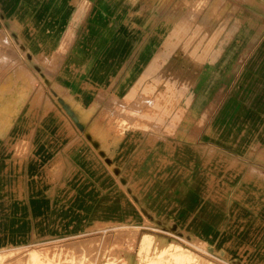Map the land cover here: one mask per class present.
I'll use <instances>...</instances> for the list:
<instances>
[{"label":"rangeland","instance_id":"obj_1","mask_svg":"<svg viewBox=\"0 0 264 264\" xmlns=\"http://www.w3.org/2000/svg\"><path fill=\"white\" fill-rule=\"evenodd\" d=\"M44 1L0 8V264H264L236 0Z\"/></svg>","mask_w":264,"mask_h":264},{"label":"crops","instance_id":"obj_2","mask_svg":"<svg viewBox=\"0 0 264 264\" xmlns=\"http://www.w3.org/2000/svg\"><path fill=\"white\" fill-rule=\"evenodd\" d=\"M0 8H52L51 2L36 4L35 0H0ZM236 27L241 32V46H252L242 55L257 57L253 46L264 44V0H236ZM10 10V9H9ZM73 25V24H72ZM76 27V26H75ZM68 39V36H66ZM79 95V94H78Z\"/></svg>","mask_w":264,"mask_h":264},{"label":"bare ground","instance_id":"obj_3","mask_svg":"<svg viewBox=\"0 0 264 264\" xmlns=\"http://www.w3.org/2000/svg\"><path fill=\"white\" fill-rule=\"evenodd\" d=\"M150 246H151V243L147 242V247L150 248Z\"/></svg>","mask_w":264,"mask_h":264}]
</instances>
